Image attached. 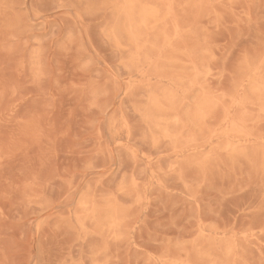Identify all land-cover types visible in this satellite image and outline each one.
I'll list each match as a JSON object with an SVG mask.
<instances>
[{"label": "rangeland", "instance_id": "obj_1", "mask_svg": "<svg viewBox=\"0 0 264 264\" xmlns=\"http://www.w3.org/2000/svg\"><path fill=\"white\" fill-rule=\"evenodd\" d=\"M0 264H264V0H0Z\"/></svg>", "mask_w": 264, "mask_h": 264}]
</instances>
